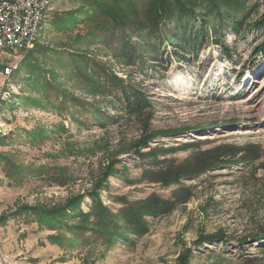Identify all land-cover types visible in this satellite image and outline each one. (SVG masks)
I'll return each instance as SVG.
<instances>
[{
    "label": "rangeland",
    "instance_id": "374dc122",
    "mask_svg": "<svg viewBox=\"0 0 264 264\" xmlns=\"http://www.w3.org/2000/svg\"><path fill=\"white\" fill-rule=\"evenodd\" d=\"M253 2L247 23L264 10V0ZM89 10L85 0H51L37 41L5 60L11 74L0 66L6 264H264V52L256 54L264 31L238 40L222 30L223 40L213 36L187 57L163 44L157 59L129 67L94 38L99 21ZM76 54L137 84L150 107L128 114L93 93ZM222 145L235 158L197 176L149 181ZM183 187L190 199L168 213L131 212ZM102 222L111 240L93 233Z\"/></svg>",
    "mask_w": 264,
    "mask_h": 264
},
{
    "label": "trees",
    "instance_id": "16d2710c",
    "mask_svg": "<svg viewBox=\"0 0 264 264\" xmlns=\"http://www.w3.org/2000/svg\"><path fill=\"white\" fill-rule=\"evenodd\" d=\"M253 1L85 0L91 13L89 19L99 21L94 38L109 44L114 56L122 59L127 66L140 68L147 64V58L157 59L162 54L163 44L173 45L175 52L187 57L205 49L213 36L216 40H223L222 30L230 29L238 40L250 30L264 31V10L256 19L247 23L250 13L257 8V2ZM258 49L256 54L264 52V40ZM222 51L230 53L232 49L225 48ZM76 57L81 58L85 69L83 73H90L86 74L85 81L93 93L111 97L113 102L118 103V109L128 114H137L150 107L148 95L137 84L119 77L88 55L76 54ZM94 117L98 121L105 119L103 116ZM234 150L236 149L231 146L222 145L199 151L183 165L172 169H161L166 160L154 159L153 163L160 166L161 170L159 176H153L149 181L161 182L164 179L178 180L181 177L197 176L215 165L235 158ZM152 172L153 170H149V173ZM190 197V188L183 187L172 200H161L155 194L153 199L130 211L134 213L140 209L148 215L168 213L176 203L185 202ZM93 202L98 211L105 210L95 196ZM71 211L69 215L74 216L75 210L72 208ZM101 226L103 222L93 228V233L111 240L106 234L108 231L101 230Z\"/></svg>",
    "mask_w": 264,
    "mask_h": 264
},
{
    "label": "built area",
    "instance_id": "2783aa9c",
    "mask_svg": "<svg viewBox=\"0 0 264 264\" xmlns=\"http://www.w3.org/2000/svg\"><path fill=\"white\" fill-rule=\"evenodd\" d=\"M43 7V0H0V46H9L10 55L29 44Z\"/></svg>",
    "mask_w": 264,
    "mask_h": 264
},
{
    "label": "bare ground",
    "instance_id": "6f19581e",
    "mask_svg": "<svg viewBox=\"0 0 264 264\" xmlns=\"http://www.w3.org/2000/svg\"><path fill=\"white\" fill-rule=\"evenodd\" d=\"M51 0H43L44 3V7L42 9V11H39V19L38 22L35 25V29H33V33L31 35V39L29 41V44H23L21 45V50L22 49H29L38 39L39 35H40V30H41V24L44 20V18L46 17V13L47 10L49 8ZM10 55V47L9 46H0V66H2V71L6 72L7 70H9L8 73H4V74H11V72L13 71V66H9L6 65L5 60L8 59ZM11 67V68H10ZM0 256H4L3 252H2V248L0 246ZM7 260L4 256V258L0 257V264H6Z\"/></svg>",
    "mask_w": 264,
    "mask_h": 264
}]
</instances>
